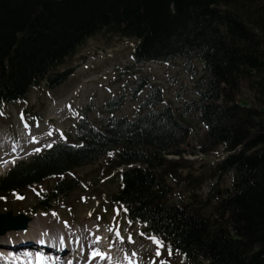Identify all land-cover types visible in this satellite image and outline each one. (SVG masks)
<instances>
[{"label": "trees", "instance_id": "1", "mask_svg": "<svg viewBox=\"0 0 264 264\" xmlns=\"http://www.w3.org/2000/svg\"><path fill=\"white\" fill-rule=\"evenodd\" d=\"M99 34L134 41L132 67L182 60L192 96L176 109L161 85L137 76L132 98L147 93L135 117L116 115L125 93L112 97L99 126L85 114L75 139L0 175V202L55 179L34 207L51 209L80 188L71 172L109 157L103 172L116 173L119 188L106 201L182 264H264V0H0V107L68 81ZM245 92L251 107L239 105ZM195 125L204 127L196 150L218 160L208 175L185 177L169 157L186 154ZM169 179L188 203L170 201Z\"/></svg>", "mask_w": 264, "mask_h": 264}, {"label": "rangeland", "instance_id": "2", "mask_svg": "<svg viewBox=\"0 0 264 264\" xmlns=\"http://www.w3.org/2000/svg\"><path fill=\"white\" fill-rule=\"evenodd\" d=\"M134 43L125 38L99 34L89 39L74 58L71 63L74 74L68 81L54 89L43 83L32 89L25 100L1 106L0 145L8 146L9 149L3 150L2 154L10 155L7 160L11 162L0 175L15 163L30 160L51 144L75 139V128L85 114L99 126L102 118L107 116L104 106L114 96L127 95L125 105L116 115L135 117L147 93L145 90L138 98H132L131 89L136 85L137 76L149 78L153 85H161L166 100L176 109L181 106L180 95L183 98L192 96L191 74L182 60L175 64L152 62L132 67ZM239 97L249 98L246 92ZM203 135L204 127L195 125L185 145L188 149L186 154L169 157L178 174L188 177L208 175L212 171L218 156L202 155L196 150ZM109 159L102 158L71 172L68 177H78L82 181L80 188L55 202L51 209L34 211L40 196L55 187V179L20 193H11L0 202V214L11 218L24 216L33 222L49 215V220L55 219L68 227L88 225L99 231L97 235L101 244L108 251H114L113 257L118 264H182V258L175 251L161 241L158 244L156 241L159 240L146 235L142 226L128 220L125 210L106 201L105 198L119 188L117 174L103 172ZM169 182L174 186L170 201L188 203L190 198L183 185L172 179ZM208 186V183L204 185L203 193L207 192ZM222 186L231 188L230 176L223 178ZM113 261L110 259L108 262Z\"/></svg>", "mask_w": 264, "mask_h": 264}, {"label": "bare ground", "instance_id": "3", "mask_svg": "<svg viewBox=\"0 0 264 264\" xmlns=\"http://www.w3.org/2000/svg\"><path fill=\"white\" fill-rule=\"evenodd\" d=\"M6 149L7 145H0V172L11 162L7 160L9 154H2ZM26 220L22 228L3 231L0 227V264H118L114 251H108L97 239L99 231L88 225L68 227L55 219L49 220V215L36 222ZM110 259L113 263L108 262Z\"/></svg>", "mask_w": 264, "mask_h": 264}, {"label": "water", "instance_id": "4", "mask_svg": "<svg viewBox=\"0 0 264 264\" xmlns=\"http://www.w3.org/2000/svg\"><path fill=\"white\" fill-rule=\"evenodd\" d=\"M240 106H246L251 107V103L245 99H240L239 101ZM263 111V109H262ZM27 223V220L25 217H17V218H10L9 216L1 215L0 214V227L3 231L7 229H16V228H22L25 227Z\"/></svg>", "mask_w": 264, "mask_h": 264}, {"label": "snow or ice", "instance_id": "5", "mask_svg": "<svg viewBox=\"0 0 264 264\" xmlns=\"http://www.w3.org/2000/svg\"><path fill=\"white\" fill-rule=\"evenodd\" d=\"M49 135H51V133H49ZM50 146H51V145H49V147H50ZM36 151H40V149H36ZM117 234H118V233H117ZM97 239H99V238H97ZM156 242H157L158 244L161 243L160 241H156ZM95 254H98V253H95ZM95 254H94V255H95Z\"/></svg>", "mask_w": 264, "mask_h": 264}]
</instances>
